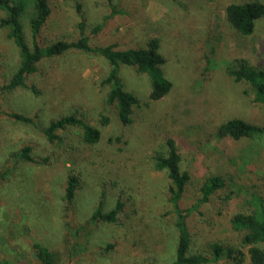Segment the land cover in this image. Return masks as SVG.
<instances>
[{
	"label": "rangeland",
	"instance_id": "rangeland-1",
	"mask_svg": "<svg viewBox=\"0 0 264 264\" xmlns=\"http://www.w3.org/2000/svg\"><path fill=\"white\" fill-rule=\"evenodd\" d=\"M244 1L250 0H47L50 14L38 34L40 45L77 39L79 22L93 46L144 48L158 38L162 70L172 87L151 101L147 76L119 66L124 89L138 99L131 124L123 126L104 103L106 60L71 50L40 60L23 87L0 92V264H40L34 241L47 247L57 264H169L177 241L175 214L167 175L153 167V156L165 153L168 139L190 177L179 201L180 209L189 210L188 253H204L210 242L228 243L239 247L243 264H249L230 218L249 206L251 195L264 200V136L238 141L214 136L215 126L227 119L264 126V106L253 104L242 93L246 85L224 71L234 59L264 69V18L245 37L225 20V7ZM97 24L100 30L91 34ZM22 25L31 46L28 17ZM6 33L0 27V91L19 64ZM69 113L99 130L97 143L81 145L76 131L68 130L65 145L49 146L43 129ZM101 115L108 117L107 125L100 124ZM24 146L35 159L48 156V163L16 158ZM216 173L225 177V188L195 207L205 178ZM71 175L78 188L67 201ZM100 201L103 212L121 204L117 223L90 221Z\"/></svg>",
	"mask_w": 264,
	"mask_h": 264
},
{
	"label": "trees",
	"instance_id": "trees-1",
	"mask_svg": "<svg viewBox=\"0 0 264 264\" xmlns=\"http://www.w3.org/2000/svg\"><path fill=\"white\" fill-rule=\"evenodd\" d=\"M74 1V0H67ZM0 10L3 17L0 19V27L7 30L6 37L18 49L19 64L12 74L9 82L1 88L0 92L24 86L26 76L37 70V64L45 58L57 57L68 51H80L88 55H97L106 60L109 71L102 80V84L108 87L104 97V103L112 106L116 112L119 123L123 126L132 122V108L138 104V99L132 93L126 91L117 75L119 66L134 67L138 73L145 74L150 82L149 99L159 101L171 91V82L165 77L162 65L165 60L159 53L158 38H151L144 48H126L118 50L115 45L93 46L89 43V37L83 33V23L77 27L79 35L75 40H55L40 45L38 34L46 23L50 14L47 0H0ZM225 20L228 25L242 37L252 34L255 21L264 18V3L258 0L244 1L242 3L228 4L224 9ZM28 17V26L31 35V46L25 40L22 20ZM100 24L94 26L91 34L97 33ZM226 75L235 83H243L246 89L242 93L251 96L253 104L264 106V69L250 64L245 59H234L226 63L224 67ZM9 117L21 122H31V119L17 113L8 114ZM101 125L108 124V117L101 115ZM68 130H75L79 143L89 147L98 142L100 132L97 128L86 123L81 118L69 113L56 120H51L43 129V134L49 146L54 150L65 145ZM215 138L220 141H238L241 139H255L264 136V126H257L238 118L227 119L215 126ZM29 146L22 147L16 158L34 164H47L48 156L35 159L30 155ZM180 154L173 139L166 141L165 153H156L153 156V167L158 171H165L169 180L167 191L168 201L172 205L175 214L173 223L177 233L174 259L169 264H243L245 253L237 246L210 242L206 245L204 253L189 254V234L185 219L189 210L179 208V201L189 181V173L181 170L179 166ZM226 186L223 175L216 173L207 176L201 185L196 206L207 203L220 189ZM78 188V178L68 176L65 186L64 198L67 201L73 199ZM228 195L225 200L229 199ZM248 207L236 211L230 218L231 227L241 233L240 245L246 248L249 264H264V200L261 196L251 195ZM121 204L116 202L113 209L102 211V202L98 203L92 212L90 221H102L117 223V214ZM32 248L36 259L40 264H57L52 252L41 243L34 241ZM1 264H9L2 261Z\"/></svg>",
	"mask_w": 264,
	"mask_h": 264
}]
</instances>
